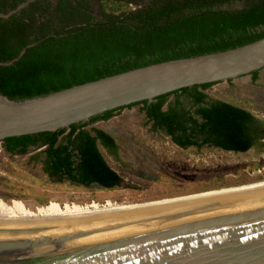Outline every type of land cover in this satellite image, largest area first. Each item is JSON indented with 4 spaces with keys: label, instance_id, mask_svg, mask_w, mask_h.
<instances>
[{
    "label": "trees",
    "instance_id": "16d2710c",
    "mask_svg": "<svg viewBox=\"0 0 264 264\" xmlns=\"http://www.w3.org/2000/svg\"><path fill=\"white\" fill-rule=\"evenodd\" d=\"M27 2L0 17V61H11L25 49L11 65H0V94L10 99L49 95L133 68L226 51L264 37V0H0V13ZM259 71L248 73L253 82ZM219 82L132 103L58 131L14 136L12 145H48L52 175L82 187H131L109 167L100 149L120 162V146L94 124L135 105L153 130L183 149L207 145L234 153L250 148L264 152L263 119L242 106L208 97L205 91ZM261 165L264 162L248 163L231 171ZM220 173L225 172L209 171L198 180L222 178Z\"/></svg>",
    "mask_w": 264,
    "mask_h": 264
},
{
    "label": "water",
    "instance_id": "95a60500",
    "mask_svg": "<svg viewBox=\"0 0 264 264\" xmlns=\"http://www.w3.org/2000/svg\"><path fill=\"white\" fill-rule=\"evenodd\" d=\"M24 52L0 65H11ZM262 69L264 37L49 95L17 100L0 94V142L58 131L132 103ZM0 264H264V183L104 213L0 222Z\"/></svg>",
    "mask_w": 264,
    "mask_h": 264
},
{
    "label": "rangeland",
    "instance_id": "374dc122",
    "mask_svg": "<svg viewBox=\"0 0 264 264\" xmlns=\"http://www.w3.org/2000/svg\"><path fill=\"white\" fill-rule=\"evenodd\" d=\"M205 92L210 99L220 98L264 117V69L259 71L256 82L246 74L229 83L221 81ZM94 126L112 135L120 146V162L115 161L102 146L100 149L109 167L124 177L131 187L111 190L85 188L67 180L52 184L17 170L20 166L6 161L11 174H0L8 177L5 184L9 188L13 184L17 193L32 197V200L14 199V203L19 204L14 209L10 207L14 203L2 199L0 208L16 212L22 209L37 211L51 207L105 205L110 202L135 205L264 180V165L252 170L239 167L236 172L231 171L244 164L264 162V153L256 154L252 150L245 153L224 152L213 147L181 149L163 133L153 130L140 106L125 108L109 121L99 120ZM209 171L225 173H220L222 178L215 175L210 181L198 180L199 175ZM18 173L22 176L19 177Z\"/></svg>",
    "mask_w": 264,
    "mask_h": 264
},
{
    "label": "flooded vegetation",
    "instance_id": "af4514ba",
    "mask_svg": "<svg viewBox=\"0 0 264 264\" xmlns=\"http://www.w3.org/2000/svg\"><path fill=\"white\" fill-rule=\"evenodd\" d=\"M249 111L253 114V112L251 110H249ZM253 116L264 120V117H259L255 114H253ZM166 137H168V136H166ZM33 138H36V137H33ZM203 147H209V146L205 145ZM210 147L222 150V148H218L216 146H210ZM181 149H183V148H181ZM250 150H252L254 153H256V151L254 149L250 148L248 151H250ZM222 151H224V150H222ZM224 152H226V151H224ZM228 152H231V151H228ZM263 153L264 152H262L260 154H263ZM48 155H49L48 145L40 144L39 142H37V143L29 142L26 145H16V144L12 145V137L6 138L0 142V156H1V158H0V174H11V168L9 166H7V164H6V161H7L8 164H15L16 163V165L20 166V169H17V170H21L23 172L26 171L28 174L33 175V177H35L37 179H42L45 182H49L52 184H60L64 180H67L68 182H71L74 185H79V184H75L72 181H69L66 178L60 179L59 176L56 174L52 175V174H54V171H53V169L50 168V166H51V164L49 162L50 157ZM17 175L19 177L22 176L20 173H18ZM7 181H8V177H6L5 175H0V202L6 200V201H9V203H10V201H11V203H14V201L17 199L32 200V197L17 193L13 184L9 188L8 185L5 184V182H7ZM2 199H4V200H2ZM18 205H19L18 203L17 204L14 203V204L10 205V207L15 209ZM35 209H38V207H35Z\"/></svg>",
    "mask_w": 264,
    "mask_h": 264
},
{
    "label": "bare ground",
    "instance_id": "6f19581e",
    "mask_svg": "<svg viewBox=\"0 0 264 264\" xmlns=\"http://www.w3.org/2000/svg\"><path fill=\"white\" fill-rule=\"evenodd\" d=\"M261 183H264V180L254 182V183L250 182V183H246L243 185L234 186L230 188L214 189V190H210V191H206V192H202V193H198L194 195L189 194V195H184V196H179V197L169 198V199H164V200L160 199V200L144 202V203L135 204V205H132V203L131 204L129 203L128 204H124V203L116 204V203L110 202V203H106L105 205L88 204L85 206H67L64 208L51 207L49 209L42 208L37 211L22 209L16 212L8 211V210L0 208V222H9V221L22 222V221H34V220H43V219L48 220V219H53V218H58V217H66V216L74 217V216H81V215L93 214V213H98V212L104 213V212H109V211L126 209L130 207L135 208V207L153 204L157 202H166V201H171V200L180 199V198L189 197V196L193 197V196L202 195V194L211 193V192L220 191V190L224 191V190L239 188V187L248 186V185L252 186V185H257Z\"/></svg>",
    "mask_w": 264,
    "mask_h": 264
}]
</instances>
